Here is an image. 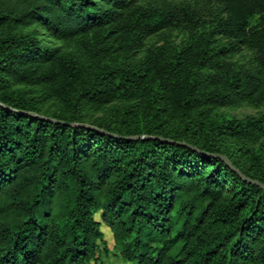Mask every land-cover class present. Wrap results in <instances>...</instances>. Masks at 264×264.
<instances>
[{
	"label": "trees",
	"instance_id": "trees-1",
	"mask_svg": "<svg viewBox=\"0 0 264 264\" xmlns=\"http://www.w3.org/2000/svg\"><path fill=\"white\" fill-rule=\"evenodd\" d=\"M208 4L0 0V264H104L103 225L126 263L264 264V113H216L264 106V0Z\"/></svg>",
	"mask_w": 264,
	"mask_h": 264
},
{
	"label": "rangeland",
	"instance_id": "rangeland-1",
	"mask_svg": "<svg viewBox=\"0 0 264 264\" xmlns=\"http://www.w3.org/2000/svg\"><path fill=\"white\" fill-rule=\"evenodd\" d=\"M168 1H170L173 4L179 5V6L190 4L192 7H198L197 10L202 12L205 16L209 15L214 9L213 4L196 6L197 0H168ZM187 37H188V34L179 29L166 31L162 33L161 35L151 37L147 39L145 48L139 54V57L144 56L147 50L153 47L162 46L166 43L167 44L169 43L172 45H178L184 42L185 40H187ZM251 58H252L251 52L244 51L241 54L235 56L233 60L239 61L241 63H249L251 61ZM46 109L48 111H54L56 109V105L49 103L46 106ZM216 113H218L219 115L226 116V117L244 120L250 117H256L264 113V106L258 107L254 105L245 104V105H242L240 107H235V108H221V109L216 110ZM89 116H91V114ZM102 230L105 233V239L108 243V246L110 250H112L110 255H104L103 257L104 264H132V263L124 262L121 258H119L118 256L114 254V251H113L114 241H113L112 233L110 229H108L104 225L102 226Z\"/></svg>",
	"mask_w": 264,
	"mask_h": 264
},
{
	"label": "water",
	"instance_id": "water-1",
	"mask_svg": "<svg viewBox=\"0 0 264 264\" xmlns=\"http://www.w3.org/2000/svg\"><path fill=\"white\" fill-rule=\"evenodd\" d=\"M29 114L32 115V116H36V117H38V118H41V119H47L48 121L55 122V120H54V119H51V118H45V117H43V116H40V115H37V114H33V113H29ZM71 125L74 126V125H76V124H71ZM82 126L87 127V128H90V129H95L94 127L89 126V125H82ZM99 132H101L102 134H106V132L101 131V130H99ZM147 138H149V137L146 136V135H141V136H135V137H128L127 139H130V140H140V139H147ZM152 138H154V139H159V140H163V141H165V142H169L168 140H164V139H162V138H160V137H152ZM216 157H221L224 161L227 162V164H228L229 166H231L230 162L226 159V157H224V156H220V155H216ZM238 173L240 174V176L243 178L244 181L249 182V183H252V184H255V185H258V186H260L261 188H264V184H262V183H260V182H258V181H256V180H252V179H250V178L244 176V175L241 174L240 172H238Z\"/></svg>",
	"mask_w": 264,
	"mask_h": 264
}]
</instances>
